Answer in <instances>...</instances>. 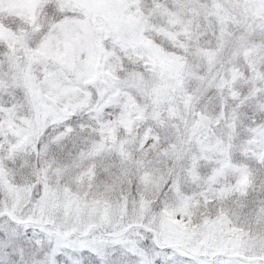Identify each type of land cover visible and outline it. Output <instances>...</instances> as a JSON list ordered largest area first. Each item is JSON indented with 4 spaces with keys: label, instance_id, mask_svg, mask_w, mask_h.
I'll use <instances>...</instances> for the list:
<instances>
[{
    "label": "snow or ice",
    "instance_id": "1",
    "mask_svg": "<svg viewBox=\"0 0 264 264\" xmlns=\"http://www.w3.org/2000/svg\"><path fill=\"white\" fill-rule=\"evenodd\" d=\"M0 264H264V0H0Z\"/></svg>",
    "mask_w": 264,
    "mask_h": 264
}]
</instances>
